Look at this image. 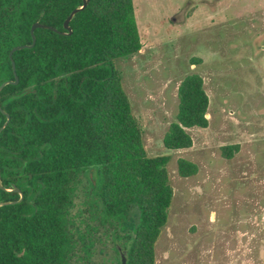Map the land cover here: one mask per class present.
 Segmentation results:
<instances>
[{
	"label": "trees",
	"instance_id": "obj_1",
	"mask_svg": "<svg viewBox=\"0 0 264 264\" xmlns=\"http://www.w3.org/2000/svg\"><path fill=\"white\" fill-rule=\"evenodd\" d=\"M0 0V264H75L71 217L81 179L93 172L88 205L109 224L125 264H154L155 243L168 220L173 190L169 156L149 157L114 60L140 49L133 0ZM191 63H200L192 59ZM177 113L162 138L167 150L192 147L188 129H206L209 98L203 79L189 74L177 88ZM6 116L0 112V127ZM230 160L239 144L222 146ZM179 177L198 166L177 160ZM14 186V187H13ZM11 190V191H8ZM102 264V263H99Z\"/></svg>",
	"mask_w": 264,
	"mask_h": 264
},
{
	"label": "rangeland",
	"instance_id": "obj_2",
	"mask_svg": "<svg viewBox=\"0 0 264 264\" xmlns=\"http://www.w3.org/2000/svg\"><path fill=\"white\" fill-rule=\"evenodd\" d=\"M140 49L114 60L149 157L169 156L173 190L154 264H264V0H133ZM199 59V64H192ZM189 74L209 98L206 129L191 128L189 149L162 138L177 113V88ZM239 144L230 160L220 148ZM198 166L181 178L177 160ZM93 172L71 209L75 264L119 263L109 224L88 205Z\"/></svg>",
	"mask_w": 264,
	"mask_h": 264
},
{
	"label": "water",
	"instance_id": "obj_3",
	"mask_svg": "<svg viewBox=\"0 0 264 264\" xmlns=\"http://www.w3.org/2000/svg\"><path fill=\"white\" fill-rule=\"evenodd\" d=\"M82 1H83L82 6L79 7V8L74 9V10L69 14V16L67 17V19L65 20L64 25H63V28H64V30L66 31V33H63V34H68V35L71 34V28H70V26H69L70 21L73 19L74 15H75L78 11L84 9V8L87 6L88 2H89V0H82ZM37 28H48V29H52V30L56 31V29H53V28L48 27V26H44V25H42V24H40V23H35V24H33L32 28H31V33H32V43L29 44V45L16 46V47L12 48L11 51L9 52L8 57H9V59H10L11 65H12V70H13V74H14V80H13V81L8 80V81H5V82H3L2 84H0V91H1L6 85H11V84L15 85V84L18 83V77L16 76V73H15V66H14V62H13V59H12V54H13L15 51H18V50H21V49H26V48H31V47L34 45V43H35V37H34V35H33V31H34L35 29H37ZM0 112H1V114H3V115L6 116V122L3 124L2 127H0V132H1L2 129L8 124V122H9V116H8L7 113H5V112L1 109V107H0ZM13 187H14V186H13ZM0 189H1V190H5L4 186L2 185L1 178H0ZM8 191H11V190H8ZM13 191H15V192H17V193L19 194V200H18V201H14V202H0V207H1V206H5V205L14 204V203L20 202V201L22 200V198H23L22 193H21L17 188H15V187L13 188ZM121 264H125V257H124L123 255H121Z\"/></svg>",
	"mask_w": 264,
	"mask_h": 264
},
{
	"label": "flooded vegetation",
	"instance_id": "obj_4",
	"mask_svg": "<svg viewBox=\"0 0 264 264\" xmlns=\"http://www.w3.org/2000/svg\"><path fill=\"white\" fill-rule=\"evenodd\" d=\"M19 195V194H18Z\"/></svg>",
	"mask_w": 264,
	"mask_h": 264
}]
</instances>
